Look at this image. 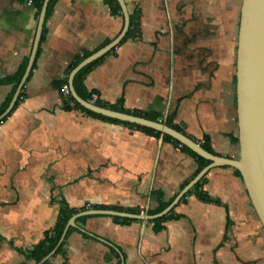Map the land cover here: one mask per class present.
<instances>
[{"label": "crops", "instance_id": "crops-1", "mask_svg": "<svg viewBox=\"0 0 264 264\" xmlns=\"http://www.w3.org/2000/svg\"><path fill=\"white\" fill-rule=\"evenodd\" d=\"M123 1L129 16L139 11L136 28L85 76L87 92L103 104L122 98L129 111L176 109L174 124L193 140L207 137L215 155L237 157L241 0ZM38 16L32 0H0V108L17 87L5 80L26 69ZM43 26L19 104L0 123V264H38L20 251L52 228L61 197L71 208L146 214L158 206L151 192L170 203L199 172L174 143L63 109L57 84L67 75L68 86L72 64L118 36L122 13L105 0H57ZM205 180L202 190L222 205L190 194L158 233L151 221L89 216L68 234L64 254L40 264H264V231L242 181L228 167L210 169Z\"/></svg>", "mask_w": 264, "mask_h": 264}, {"label": "water", "instance_id": "water-1", "mask_svg": "<svg viewBox=\"0 0 264 264\" xmlns=\"http://www.w3.org/2000/svg\"><path fill=\"white\" fill-rule=\"evenodd\" d=\"M116 1L123 15V27L114 40L83 59L71 70L68 76V89L72 99L82 108L94 114L134 126L152 129L162 135L169 136L193 151L196 155L207 160L209 163L176 194L173 200L161 212L155 215L131 214L110 209H88L72 215L67 220L56 246L38 264L43 263L55 253L69 228H77L76 220L78 218L109 216L130 220H158L173 210L181 199L207 174V172L216 167H228L239 172L250 205L264 231V0H241L235 66L238 139V155L235 158L210 154L193 139L164 123L100 107L78 96L73 87L75 75L84 67L95 62L115 48L127 33L129 14L126 5L123 0ZM48 2L49 0H43L42 2L28 64L17 84L9 105L2 114H0V121L6 118L13 109L19 93L29 75L39 46Z\"/></svg>", "mask_w": 264, "mask_h": 264}, {"label": "trees", "instance_id": "trees-1", "mask_svg": "<svg viewBox=\"0 0 264 264\" xmlns=\"http://www.w3.org/2000/svg\"><path fill=\"white\" fill-rule=\"evenodd\" d=\"M42 1L43 0H32L34 7L36 8V14H39L40 9H41V5H42ZM57 0H50L48 5H47V9H46V15L45 18H47L48 14L51 12L53 5L55 4ZM105 2L107 3V5L109 6L111 12L113 14H121V10H120V6L118 5L116 0H105ZM139 15V11L135 10L133 12L132 15L129 16L130 22H129V28L127 31L126 36H130L133 32L134 29L136 28V22L134 21L135 17H138ZM45 29L43 26L42 29V34H41V38L40 40L43 39V35H44ZM39 50V49H38ZM114 49H112L109 53L113 52ZM38 53V51H37ZM108 53V54H109ZM88 55V53L83 54V56L81 58H79L77 61H75L71 68L74 67L75 65L78 64V62H80L81 60L85 59ZM103 58L91 63L90 65L84 67L81 71H79L73 80V87L76 91V93L78 94V96L80 98H82L85 101H90V95L85 86H84V79L85 76L95 67L97 66ZM25 65L23 64L22 67L19 69L18 73L5 80V82H11L15 84V87L17 85V83L19 82L24 69H25ZM63 85H67V75L65 76V78L63 80H60V82L57 84L58 89H61V87ZM22 91L20 93V97L22 96ZM12 96V95H11ZM11 96L6 100L5 104H3V106L0 108V114L4 111V109L7 107V105L10 102ZM19 97V99H20ZM19 104V101L16 102L14 109L17 107V105ZM97 106L100 107H105V108H109V109H113L122 113H127V114H132L135 116H139V117H143L145 119L151 120V121H158L161 123L166 124L167 126L173 128L174 130L188 136L191 139V136H189L181 127L177 126L176 124H174V118L176 115V109H174L171 113L167 114L166 116H161L159 114H156L154 112H139V111H129L126 110L123 107V101L122 98H120L115 104L110 105V104H103L99 101L94 103ZM63 109L70 111L72 109H78L80 110L83 114L91 116L93 118H97L103 121H107V122H111V123H116V124H122L124 126L130 127V128H134L137 129L149 136L155 137V138H162V140L164 141H168L171 143H174L175 145L181 144L176 140H173L171 137L166 136V135H162L159 132H155L152 129H148L145 127H139V126H134L132 124H128V123H123V122H119L113 119H109L103 116H100L98 114H94L88 110H86L85 108H82L79 104H77L72 97L70 96V94L68 96H66L63 100ZM6 119V118H5ZM5 119H3L0 123H2ZM195 142H197L205 151H207L210 154L215 155V153L212 151L211 147H210V143H209V139L207 137H204L203 140L199 141V140H194ZM231 142L235 145H237L238 143V139L237 137H232L231 138ZM182 145V144H181ZM182 150H184L187 154H189L191 157H193L195 159V161L198 164V171H200L204 166H206L209 162L203 158H201L200 156L196 155L193 151H191L190 149H188L187 147H185L184 145H182L181 147ZM234 175L236 177H238L241 180V176L239 174L238 171L233 170ZM205 176L192 188L191 191H189L180 201V203H184L186 201V198L188 195L193 194L200 202L203 203H209V204H215V205H222L221 201L218 198H213L210 195H208L205 191L202 190V185L205 182ZM150 199H153L155 201L158 202V206L156 209L154 210H147L146 214L148 215H155L159 212H161L168 204V203H163L161 202V193L159 191H153L150 194ZM58 204L60 205L59 207V211L57 214V219L54 223V225L52 226V228H50L49 230L45 231L43 233V237L42 239L32 247L31 250L28 251H20L22 252L24 255H26L28 260L34 261L35 263H39L46 255L49 254V252L56 246L61 233L63 231V228L67 222V220L74 214L88 210V209H94V210H114V211H118V212H127V213H131V214H139V210H135V209H123L120 207H108V206H101V205H85L81 208H71L68 206V204L65 202V200L61 197L58 200ZM180 216L175 214L173 210H171L168 214H166L164 217L158 219V220H154L151 221L152 224V230L154 233H158L160 231H162L163 229H165V223L167 221L170 220H175L178 219ZM88 217H80L76 220V224H80L82 225L84 223V221L87 219ZM112 220L115 223H119V224H127L130 223L131 221L134 220H130V219H126V218H118V217H112ZM74 229L73 228H69L65 234L64 240L63 242L60 244V246L57 248L55 254H64L65 253V241L68 237V234L70 232H72ZM21 264H25V263H21Z\"/></svg>", "mask_w": 264, "mask_h": 264}, {"label": "built area", "instance_id": "built-area-1", "mask_svg": "<svg viewBox=\"0 0 264 264\" xmlns=\"http://www.w3.org/2000/svg\"><path fill=\"white\" fill-rule=\"evenodd\" d=\"M28 3H31V0H28ZM61 92H62V94H63L64 96H68V95L70 94V91H69L67 85H63V86H62V88H61ZM21 99H22V98H21ZM97 101H99V96H98L97 94H95V93H92V94L90 95V101H89V102H91V103L94 104V103L97 102ZM177 146H178V148H181V147H182L181 144H178Z\"/></svg>", "mask_w": 264, "mask_h": 264}]
</instances>
